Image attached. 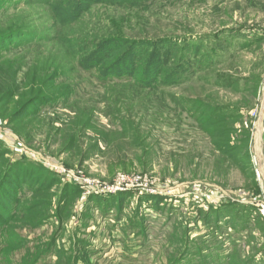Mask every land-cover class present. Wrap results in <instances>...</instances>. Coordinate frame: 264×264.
I'll list each match as a JSON object with an SVG mask.
<instances>
[{
	"label": "rangeland",
	"instance_id": "rangeland-1",
	"mask_svg": "<svg viewBox=\"0 0 264 264\" xmlns=\"http://www.w3.org/2000/svg\"><path fill=\"white\" fill-rule=\"evenodd\" d=\"M0 40V264H264V0H0Z\"/></svg>",
	"mask_w": 264,
	"mask_h": 264
},
{
	"label": "trees",
	"instance_id": "trees-1",
	"mask_svg": "<svg viewBox=\"0 0 264 264\" xmlns=\"http://www.w3.org/2000/svg\"><path fill=\"white\" fill-rule=\"evenodd\" d=\"M78 1H81V0H78ZM88 3L89 2H86V4H88ZM79 4H80V2L77 3V5H75V6H78ZM56 20H58L59 23L62 24V26L64 25L59 18L56 17ZM60 43L63 44L64 46H66L68 44L67 41L64 39H60ZM77 48L78 47L75 46L72 49L73 52H75L77 50ZM127 61L131 62L130 59H128ZM129 66H132V67L127 68V69H123L122 74L123 73L131 74L133 71H135L137 69V68H133V64H130ZM154 67H155V65H154ZM154 72L155 73L157 72L156 69H155V71H154V69L147 71L146 69L142 68L141 70L137 71L136 75L133 74V77H136V80L139 81V76L143 73V75H146V78H145L146 83L148 85H150L152 80L149 81L147 79V77L149 79H151L153 77ZM107 73H109V72H107ZM147 84H145V85L142 84L141 86H146ZM3 180H4V178L2 179L1 182H3ZM27 183H28V181L25 182L24 184H27ZM13 184H14V186H16V183H13ZM30 186H32V183ZM1 187H2V183H0V218H1L0 219V225L2 224L3 220L6 221L7 219H9L17 211L18 206H19V204L15 201L16 192L15 193L13 192V190H14L13 187L12 186L8 187L7 190H3V191H1ZM18 189L22 190L21 185L18 186Z\"/></svg>",
	"mask_w": 264,
	"mask_h": 264
}]
</instances>
